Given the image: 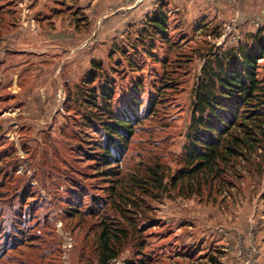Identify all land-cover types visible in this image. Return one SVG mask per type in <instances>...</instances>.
I'll return each mask as SVG.
<instances>
[{
	"label": "rangeland",
	"instance_id": "1",
	"mask_svg": "<svg viewBox=\"0 0 264 264\" xmlns=\"http://www.w3.org/2000/svg\"><path fill=\"white\" fill-rule=\"evenodd\" d=\"M129 1L133 7L119 4L107 18L89 11L94 34L77 35L58 23L57 31L46 36L30 33L27 25L0 44L5 49L0 97H7L0 103V145L12 151L3 164L7 169L14 165L20 177V186L10 191L24 185L21 197L26 194L17 211L18 203L9 202L5 193L0 221L14 232L20 227L23 241L31 232L44 242L39 251L24 246L7 251L5 243L14 246L17 240L5 230L0 236V264H19L20 259L23 264H98L93 232L88 230L98 217L86 215L82 222L79 214L72 219L69 208L96 212L93 200L102 205L113 180L95 164L103 135L87 119L93 116L98 121L106 115L91 110L85 91L91 92V86L97 89L102 109L108 103L118 114L128 112L130 105L136 108L139 119L119 165L127 172L141 161H159L168 185L184 166L185 135L204 65L216 69L217 58L226 62L244 45L264 37V14L253 10L250 1L245 9L236 0H222L228 16L211 10L214 0ZM74 10L72 6L70 13ZM25 13L23 8L16 21L25 25L32 21L33 11ZM154 13L164 17V32L149 25ZM92 61L101 66L89 80ZM257 70L264 77V54ZM102 88L111 91L108 103L99 98ZM239 168L220 190L209 184L188 196L170 185L154 190L156 197L146 198L144 210L132 218L137 229L123 221L132 236L118 259L253 264L254 243L258 237L264 241V167L253 163ZM79 222L83 227H77Z\"/></svg>",
	"mask_w": 264,
	"mask_h": 264
},
{
	"label": "trees",
	"instance_id": "2",
	"mask_svg": "<svg viewBox=\"0 0 264 264\" xmlns=\"http://www.w3.org/2000/svg\"><path fill=\"white\" fill-rule=\"evenodd\" d=\"M71 8L65 0H58L43 18L65 13ZM73 12L69 13V16L78 27L80 20H84L79 14V8ZM16 20L15 0H0V35L11 30L17 24ZM149 25L155 31L157 29L159 32H164V17L154 13L149 18ZM263 54L264 37H259L254 40L253 45L249 47L244 45L238 54L233 55L226 62L217 58L216 69L204 65L203 75L195 90L190 124L185 135L187 141L183 146L182 155L184 166L170 178L168 183L179 195L199 194L205 184L220 190L225 183H228V176L236 174L239 167L253 163L260 169L264 167V77L259 76L257 70L258 59L263 57ZM100 66L92 61V67L87 72L90 75L89 80L94 79L95 74L92 72ZM96 90L91 86V92L85 91V96L88 97L84 98L91 110L97 109L99 114L106 117H100L98 121L93 116L86 117L94 129L101 131L103 135V139L97 143L99 150L95 151L94 156L97 160L95 164L104 171L107 178L113 180L104 203L98 206L96 200H93L92 210H97L96 212L85 213V207L84 209L73 206L69 208L72 210L70 212L72 219L79 217V214L82 222L86 215L98 217V221L94 223L95 228L89 226L88 230L89 233L93 232L92 237L95 241L93 250L97 263L107 264L111 259L118 257L132 236L129 226L124 225L123 221L132 224L135 230L136 225L132 219L135 218V213L144 210L142 207H146V198L156 197L154 190H163L168 185L163 181L164 170L159 161L151 163L141 161L136 168L127 172L122 171L119 164L125 157L127 144L133 133L134 123L139 119V113L133 105H130L128 112L119 114L112 112L108 103L111 99V91L107 88L100 89L99 98L108 103L102 109L97 101ZM5 100L7 97H0V103ZM4 146L0 145V173L3 178L0 182V201L6 198L5 193H7L11 199L9 202L18 203V211L22 207L21 200L25 201L26 194L22 193L21 197L24 185L20 189L10 191V188L14 189L15 185L20 186L21 183L19 175H16L15 166L7 169L6 164H3L12 152ZM102 207L104 209L101 211ZM16 217L19 220V214ZM82 222H79L78 228L83 227ZM5 225V222L0 221V236L7 230L12 240H17L14 246L5 243L7 251H20L23 246L39 251L41 246H44V242L39 241L35 234L30 232L28 239L23 241L22 238L19 239L20 227L14 232L10 224H7L8 227ZM85 236L90 235L85 233ZM136 245L140 250L143 242L139 240ZM51 253L52 250L48 256ZM0 258H3L2 255ZM145 260L144 258L127 259L123 264H149ZM16 261L23 264L21 259ZM211 262L213 260H210Z\"/></svg>",
	"mask_w": 264,
	"mask_h": 264
},
{
	"label": "crops",
	"instance_id": "3",
	"mask_svg": "<svg viewBox=\"0 0 264 264\" xmlns=\"http://www.w3.org/2000/svg\"><path fill=\"white\" fill-rule=\"evenodd\" d=\"M25 1L27 0H15L17 18L18 16L22 15V9L25 8V15L33 11V16L31 17L32 21L29 20L26 25L21 24L22 21H19L11 30L3 32L0 35V44L4 43V38L9 36V34L11 35L19 33L21 30H24L27 25H29L30 33L33 32L34 34H36L37 32H40L42 35L45 33L46 36H50L51 32L53 33L57 31L58 23L60 25H64L65 23V25H68V27H70L69 29L73 30V32L77 35L85 33V31L86 33L91 32L92 34H94V32L91 31L93 29V26L91 21L92 17L88 14L89 11L93 12L94 17H99L101 19L107 18V16H112V14L116 13L119 4L125 7L128 6L127 8L133 7L132 4L128 5L129 0H75V2H72V0H65L68 6H73L74 9L79 8V14L83 17L82 19L84 21L80 20V24L78 25V27H76L75 22L72 20V18L70 16L69 18L66 17V15H69L70 13L69 10L65 13L43 18V15H48V13L54 7V4L58 2V0H29V3H27V5H22V3ZM214 1L215 3L211 7V10L213 12L219 13L220 15L224 14L226 16L230 14L225 2H223L222 0ZM249 1L252 5H254L253 10L259 12L260 14H264V0H236L238 6H242L245 4V9H247ZM84 12H87V15ZM113 18L117 17H111L110 20H112V22L114 21ZM107 25L108 27H110V24ZM3 48V46L0 47V60L2 59L5 50ZM260 240L261 239L258 237V243H254L255 253L253 264H264V241ZM224 264L234 263L227 261Z\"/></svg>",
	"mask_w": 264,
	"mask_h": 264
},
{
	"label": "built area",
	"instance_id": "4",
	"mask_svg": "<svg viewBox=\"0 0 264 264\" xmlns=\"http://www.w3.org/2000/svg\"><path fill=\"white\" fill-rule=\"evenodd\" d=\"M137 1V0H136ZM263 23H264V19H263ZM124 261H121L120 259H118V257L111 259L108 264H123Z\"/></svg>",
	"mask_w": 264,
	"mask_h": 264
}]
</instances>
